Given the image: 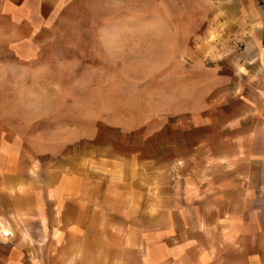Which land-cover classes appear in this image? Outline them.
<instances>
[{"label":"crops","instance_id":"0c3cea01","mask_svg":"<svg viewBox=\"0 0 264 264\" xmlns=\"http://www.w3.org/2000/svg\"><path fill=\"white\" fill-rule=\"evenodd\" d=\"M55 1L0 0V61ZM236 3L244 51L179 108L47 148L0 116V264H264V0Z\"/></svg>","mask_w":264,"mask_h":264},{"label":"rangeland","instance_id":"374dc122","mask_svg":"<svg viewBox=\"0 0 264 264\" xmlns=\"http://www.w3.org/2000/svg\"><path fill=\"white\" fill-rule=\"evenodd\" d=\"M236 2L57 0L38 16L34 42L13 47L33 59L0 61V116L47 148L100 130L101 116L132 126L179 108L184 93L208 89L214 54L244 51L241 30L229 31Z\"/></svg>","mask_w":264,"mask_h":264}]
</instances>
